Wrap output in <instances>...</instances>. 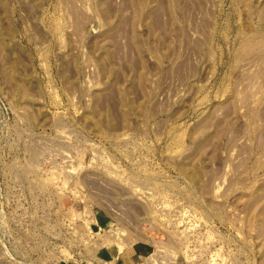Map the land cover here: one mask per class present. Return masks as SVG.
Wrapping results in <instances>:
<instances>
[{
    "label": "rangeland",
    "instance_id": "obj_1",
    "mask_svg": "<svg viewBox=\"0 0 264 264\" xmlns=\"http://www.w3.org/2000/svg\"><path fill=\"white\" fill-rule=\"evenodd\" d=\"M0 264H264V0H0Z\"/></svg>",
    "mask_w": 264,
    "mask_h": 264
}]
</instances>
